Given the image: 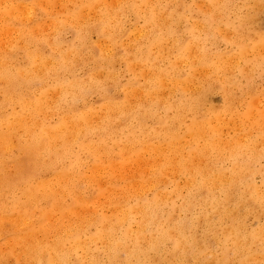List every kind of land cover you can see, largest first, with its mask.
<instances>
[{
  "label": "bare ground",
  "instance_id": "obj_1",
  "mask_svg": "<svg viewBox=\"0 0 264 264\" xmlns=\"http://www.w3.org/2000/svg\"><path fill=\"white\" fill-rule=\"evenodd\" d=\"M56 1L64 16L47 21L51 37L40 42L51 54L27 51L36 66L25 79L0 60V264H264V90L237 98L228 75L250 51L256 62L239 73L264 69V39L233 54L208 47L215 32L226 38L239 4L211 0L202 25L181 30L178 0H44L41 12L55 13ZM0 2L6 21L36 7ZM241 5L250 13L264 0ZM130 12L145 20L134 44L123 43ZM67 30L79 43L62 44ZM20 32L40 50L33 30ZM92 32L99 43L81 48ZM119 43L126 69L146 84L130 81L114 98ZM84 61L91 67L81 77ZM212 90L222 92L221 107ZM92 92L100 107L89 103ZM26 164L27 174L9 173Z\"/></svg>",
  "mask_w": 264,
  "mask_h": 264
},
{
  "label": "rangeland",
  "instance_id": "obj_2",
  "mask_svg": "<svg viewBox=\"0 0 264 264\" xmlns=\"http://www.w3.org/2000/svg\"><path fill=\"white\" fill-rule=\"evenodd\" d=\"M42 1H44V0H23V5H25L27 7H29V6L33 7L32 5L36 6V7H33L34 11L31 12V13H33V12L35 13V14L33 13L34 15L32 14V18H31L32 20L30 19L31 13L29 14V17L27 16L26 13L24 15L25 17L27 16L26 17L27 19L26 18L25 19L29 20L28 23L25 21L23 16H20V18L14 19L11 21L0 20V24H1L0 25V35L2 38V39H0V48H1L0 51L2 50L0 52V54H1L0 60L3 62L4 67H6L8 69L18 68V70L20 71V78L21 79H25L27 77V75L30 74V73L26 74L25 71H31L36 66L35 60H32L29 57L27 51L29 53L36 51L41 55H50L51 54V44L49 42H45L43 44H40V42L43 39H45L44 37H48V38L51 37V36H49V34H47V33H49V30H50V26L48 25L47 21H50L51 17L52 18L55 17V18H58L60 20L63 18L64 13H65V9H63L64 5L61 4V3H63V4H65V3L61 2V1H59V2L56 1L55 3H53V7L51 9V12L54 10L53 12H55V13L47 14L45 12H41V8L43 7ZM178 1H179V13L185 17L180 22L181 30H185L186 25H191V23H194V22L195 23L198 22L199 25L200 24L202 25V23L204 21L203 15H205V13L208 11V9L210 7L209 3L211 0H178ZM232 2L235 5L239 4V7H241V9H238V13H239L238 18L239 19L237 17H235L233 11L232 12L230 11L231 12V22L233 23V25H231V27L229 29H227V32L225 34L226 38H224V39H222L221 36H219L218 33L215 32V36H217V42H215L213 44H208V47H211L210 52L212 55H214V53H216V52L226 53V54L236 53L239 50L240 43L242 41H244L250 47L253 48L254 45L260 39H264V8L263 9L255 8L249 13V9L245 5H241L243 0H232ZM99 3L100 2L98 1L95 3V5L99 6ZM75 4L76 3L74 1H72V3H70L68 1L66 3L67 7L69 8L68 10L74 9ZM54 6H55V8H54ZM69 6H72V7H69ZM59 7H61V8H59ZM3 9H4V3L0 2V12H2ZM59 9H62V10L58 11ZM99 9H100V7L97 9L95 7L94 10L98 11ZM86 12L88 13L87 14L88 17L91 19L92 18V17H90L91 12L90 11L89 12L86 11ZM253 13L255 15L249 16L250 14H253ZM241 17H248V19L245 21H243V20L240 21V19H242ZM124 18L126 19V22H127L126 26H125V30L128 31L129 36H126L123 38V43L130 41L129 43L134 44L136 40L140 39L138 29L142 28L144 26L145 20L142 16L131 14V12L126 14L125 16H123V19ZM23 19H24V21H23ZM217 21H220V18H217ZM38 22H40L41 25H38ZM46 26L48 27L47 29H49V30L45 29ZM11 28H13L14 30L11 31ZM25 28H26V30H25ZM37 28H38V31L36 33ZM8 29H10V31ZM18 29L20 31L21 30H23V31L33 30L32 34L34 35V38L37 39L40 50H37V46H38L37 44L29 41L28 38L27 39L24 38L25 35H22ZM4 32L7 35L4 34ZM10 32L12 35L14 34V36H12L10 34ZM15 34L16 35L20 34V35L16 36ZM29 34L30 33L28 32V35ZM228 34H229V36H228ZM9 35L12 36V38ZM61 36L64 38L63 42H62L63 45H66V44H69L72 42L79 43L77 41L78 38L74 37L72 30H67V31L63 32V35H61ZM238 36H240L242 38L239 40ZM16 37H18V38H16ZM8 39L10 41H6ZM11 39L14 41H12ZM21 39L23 40L22 42L24 43V46H23V43L20 42ZM99 40H100V37L97 35V33L92 32L90 34V42H88L87 45L81 44V48L83 46H88L91 48L92 45L94 46L95 44H98ZM3 41H6L7 43H4ZM9 43H10V45H9ZM129 43H127V44H129ZM4 44H7L8 46L6 47ZM2 45H4L5 48ZM118 46L115 48V52L117 53V57H116V60L114 62V69L118 73L117 81H118L119 86L115 90H112V95L114 98L115 97L116 98L122 97V87L128 86L130 81L132 83L133 81H136V80L138 81V78H140L141 84L142 85L146 84L145 78H143L142 76L138 77L136 74L131 73L128 69H126L125 61L120 58V55L125 52V48L127 45L124 47L122 45V43H119ZM86 51L88 53L89 50L86 49ZM153 52L157 53L158 49L156 47H154L152 50V53ZM258 53L260 54L259 58H257L258 61L261 63H264V48L260 49L258 51ZM86 55H85V57H86ZM247 58L249 61H247V62H243V61L236 62L235 65H238V66L236 68H230L229 69L228 75L232 79H236L238 81V83L236 82L237 84H233V85L230 84V88H231L232 92L236 95L237 98H240L242 96L246 97L248 95V94H246V90L248 87H250L252 90H254L256 92L264 90V69L263 68L254 69V71L249 76H245V75H242L239 73V70H238L239 67L242 68L243 65L251 66L252 64H255L256 58H255L254 52H252V51L248 52ZM232 63L234 64L235 62H232ZM90 67H91V65L89 64V62L88 63L86 61L81 62L76 67L75 73H76V75L83 77L89 71ZM21 73H22V75H21ZM196 75H197V81H200L202 79V77L200 76L201 74L199 72H197ZM210 75L212 76L213 79L216 78L215 73H211ZM111 82H114V80L109 81V84L114 85V83H111ZM35 84H36L37 89L43 85V83H41L39 81H37ZM30 89L32 91V92H29L30 94H32L36 91V89L34 88V84L30 86ZM209 93H210L209 94V100L214 107H221L224 104V97H223V94L221 91L212 90ZM5 96H6L5 91L2 88L0 90V99H3ZM88 101H89V103L100 107L101 103H102L101 93H98V92L90 93V95L88 97ZM7 110L9 111L10 108H7ZM159 114H160V116H162L165 114V111H163V109L160 108ZM53 118L56 119L58 117H57V115H54ZM144 158L146 160L149 159L150 158L149 154H145ZM263 163H264V161H263ZM19 166H20V171H18L14 165H11L9 167V170H10L9 173L11 175H13V177H15V178H17L18 176H21L23 173L27 174L25 172L30 169V167H28L29 166L28 164L19 165ZM15 169H16V171H14ZM16 172L18 174H15ZM261 179H262L261 175L257 174L256 180L258 183H261ZM250 222H251L252 226L256 227L259 224L260 220L253 219V220H250ZM5 264H9V263H5Z\"/></svg>",
  "mask_w": 264,
  "mask_h": 264
}]
</instances>
